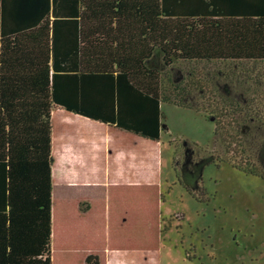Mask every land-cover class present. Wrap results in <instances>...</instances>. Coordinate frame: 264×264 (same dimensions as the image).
Returning <instances> with one entry per match:
<instances>
[{"label":"trees","instance_id":"1","mask_svg":"<svg viewBox=\"0 0 264 264\" xmlns=\"http://www.w3.org/2000/svg\"><path fill=\"white\" fill-rule=\"evenodd\" d=\"M155 53L159 69L147 66ZM163 104L215 126L212 157L173 141L181 185L187 162L264 180V0H0V264H105L100 252L56 250L52 113L160 141ZM108 197L105 231L92 241L156 252L159 189L116 187Z\"/></svg>","mask_w":264,"mask_h":264},{"label":"rangeland","instance_id":"2","mask_svg":"<svg viewBox=\"0 0 264 264\" xmlns=\"http://www.w3.org/2000/svg\"><path fill=\"white\" fill-rule=\"evenodd\" d=\"M154 58L161 68L160 58ZM162 115V248L158 255L131 259L130 264H264V180L227 164L198 163L189 171L187 162L180 170L181 185L173 167V141L195 142L208 148L206 155L212 157L214 122L169 104L163 106ZM194 154L199 153L194 150ZM185 187L200 198L205 193L208 201L199 203Z\"/></svg>","mask_w":264,"mask_h":264},{"label":"crops","instance_id":"3","mask_svg":"<svg viewBox=\"0 0 264 264\" xmlns=\"http://www.w3.org/2000/svg\"><path fill=\"white\" fill-rule=\"evenodd\" d=\"M155 56L161 60L160 55ZM154 59L149 60L147 66L159 69ZM59 109L52 113L51 135L56 250L75 252L80 257L89 251L100 252L105 264H130L131 259L158 255L161 242L156 252H112L103 247L104 240L96 244L90 237L95 238L99 230L105 231L102 227L106 222L111 188L156 186L163 197L159 159L162 140L153 141ZM82 202L91 204L89 212H78ZM159 205L162 237L163 199ZM95 224L99 229L93 228Z\"/></svg>","mask_w":264,"mask_h":264},{"label":"flooded vegetation","instance_id":"4","mask_svg":"<svg viewBox=\"0 0 264 264\" xmlns=\"http://www.w3.org/2000/svg\"><path fill=\"white\" fill-rule=\"evenodd\" d=\"M203 194H204V196H201V197H204V198H200V197H199V199H200L201 201L203 200V201L207 202L208 199L206 198V194H205V193H203Z\"/></svg>","mask_w":264,"mask_h":264}]
</instances>
